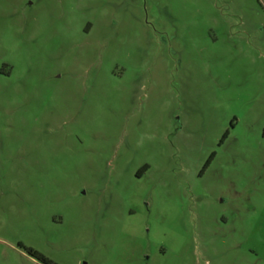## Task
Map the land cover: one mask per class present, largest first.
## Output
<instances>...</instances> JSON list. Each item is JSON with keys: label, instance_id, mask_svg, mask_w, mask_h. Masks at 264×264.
I'll use <instances>...</instances> for the list:
<instances>
[{"label": "rangeland", "instance_id": "rangeland-1", "mask_svg": "<svg viewBox=\"0 0 264 264\" xmlns=\"http://www.w3.org/2000/svg\"><path fill=\"white\" fill-rule=\"evenodd\" d=\"M23 248L264 264L263 0H0V264Z\"/></svg>", "mask_w": 264, "mask_h": 264}, {"label": "trees", "instance_id": "trees-1", "mask_svg": "<svg viewBox=\"0 0 264 264\" xmlns=\"http://www.w3.org/2000/svg\"><path fill=\"white\" fill-rule=\"evenodd\" d=\"M224 136H225V133L221 134L220 139H222ZM212 154H213V152H210L208 154L207 158L202 163L200 169H203L207 165V163L209 162ZM23 250L28 256H30L31 258H33L34 260L38 261L41 264H53L49 260H47L44 257H42L40 254L36 253L35 251H33V250L29 249V248H23Z\"/></svg>", "mask_w": 264, "mask_h": 264}, {"label": "flooded vegetation", "instance_id": "flooded-vegetation-1", "mask_svg": "<svg viewBox=\"0 0 264 264\" xmlns=\"http://www.w3.org/2000/svg\"><path fill=\"white\" fill-rule=\"evenodd\" d=\"M208 164V163H207ZM207 166V165H206ZM206 166L203 168V169H199L198 171H197V173H196V176L198 177V176H200L202 173H203V171H204V169L206 168ZM144 169V168H143ZM142 171V170H141ZM133 176L134 177H138L139 176V174L138 173H136V171L133 173ZM19 246V245H18ZM38 262V261H37ZM52 263V262H51ZM41 264V263H40ZM54 264V263H53Z\"/></svg>", "mask_w": 264, "mask_h": 264}]
</instances>
